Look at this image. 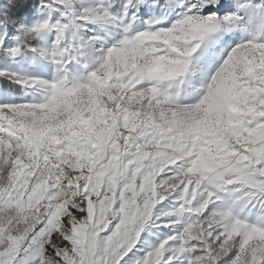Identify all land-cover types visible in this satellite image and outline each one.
I'll return each mask as SVG.
<instances>
[{
    "label": "snow or ice",
    "instance_id": "snow-or-ice-1",
    "mask_svg": "<svg viewBox=\"0 0 264 264\" xmlns=\"http://www.w3.org/2000/svg\"><path fill=\"white\" fill-rule=\"evenodd\" d=\"M0 264H264V0H0Z\"/></svg>",
    "mask_w": 264,
    "mask_h": 264
}]
</instances>
